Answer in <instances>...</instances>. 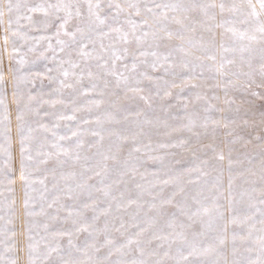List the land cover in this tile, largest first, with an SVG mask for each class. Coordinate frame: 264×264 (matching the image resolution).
Segmentation results:
<instances>
[{
	"label": "snow or ice",
	"instance_id": "1",
	"mask_svg": "<svg viewBox=\"0 0 264 264\" xmlns=\"http://www.w3.org/2000/svg\"><path fill=\"white\" fill-rule=\"evenodd\" d=\"M257 3L0 0V53H7L10 62L20 56V67L10 69V92L20 178L28 186L24 206L29 209L31 202L27 215L43 218L27 227L28 264H264V105L257 119L247 99H264V0ZM29 54L35 56L32 66L38 60L53 66L23 72ZM41 76L55 84L47 99L21 87L34 86L33 77ZM217 90L229 109L236 104L229 94L242 93L235 112L248 105L243 109L248 118H214L213 112L225 111L213 103L221 99ZM8 92L0 73V141L10 149ZM80 97L90 98L80 103ZM121 100L143 101L148 108L159 101L161 111L179 107L182 115H170L177 121L170 124L168 119L140 120L142 113L136 112L135 121L126 124L129 114L121 117ZM81 112L89 116L78 118ZM48 117L51 123L45 122ZM62 121L74 126L65 123L62 129ZM146 125L162 128L169 142L145 144ZM220 128L231 137L227 156L218 143ZM249 146L259 150L258 157ZM8 149L0 143V152L10 159ZM159 149H180L193 164L183 167L177 159L181 168L175 169L165 160L176 153L150 154ZM142 153L160 167L149 172ZM245 161L249 166L236 175L251 187L240 193L249 203L239 215L233 171ZM213 173L210 185L205 179L196 195L189 194L187 185ZM226 213L230 216L221 225ZM228 224L234 226L231 235ZM0 247V264H17L4 255L20 251L15 243L5 247L0 240Z\"/></svg>",
	"mask_w": 264,
	"mask_h": 264
},
{
	"label": "rangeland",
	"instance_id": "2",
	"mask_svg": "<svg viewBox=\"0 0 264 264\" xmlns=\"http://www.w3.org/2000/svg\"><path fill=\"white\" fill-rule=\"evenodd\" d=\"M31 3L39 2V0H29ZM253 3H257V0H253ZM258 7V3H257ZM22 23H26L25 21H22ZM3 35V29L0 28V37ZM3 48L2 40H0V49ZM22 52L26 51V49H22ZM49 56H51V53H48ZM20 56L17 55L15 59H13L11 62L9 61L8 54L7 53H0V73L3 74L5 81L7 82V87L9 89L8 92V100L9 105L12 110V143L10 149H8L7 143L4 141H0V143L4 144V148L8 149L11 153V158L9 159L7 152H0V240L4 241V246L6 247L9 243L14 242L16 247L20 249L18 252L14 253H4L5 258L7 259L9 255L13 256L17 260V264H28V257L26 252L24 251V248L26 246V232L27 227L30 223H42L43 218L36 216V217H30L27 215V212L31 209V202H30V208L26 209L24 206L25 201V189L28 187L24 180L20 178V172H21V157H20V147L18 143V138L16 136V120H15V105L11 103V92H10V84L13 79L14 71H10V69L15 70L19 68L20 66L16 64V59H19ZM27 59L29 60V65L25 66V68L22 70L23 72H43L45 69V64H47L49 67H52L53 65L49 61L45 60H38L35 66L31 65V61L35 59V56L32 54H29ZM257 63H258V57H257ZM52 75H55V73H52ZM207 75V74H206ZM258 78V77H257ZM34 79V86L33 84L28 85H21L22 89L27 92L29 88L32 89L34 94H43L44 98L47 99V93L51 91L53 87H55V84H50L49 80L43 76L41 77H33ZM257 91H260L259 89H256ZM186 89V93H187ZM195 91V90H193ZM218 94L220 95L221 99L219 102L213 101L214 104L218 103V106L221 108H224V112H213L212 116L214 118H220L222 116H227L229 118H248L244 116V108H247L248 105H244L242 107V110L239 114L235 112V108L237 105L240 104L241 99L245 98L243 97L242 93H230L229 98L231 99L233 96H235L236 104L231 106V109L228 108L227 105L224 104V93L221 90H217ZM90 97H80L79 102L84 103L87 99ZM247 99L251 100V107L256 110V117L258 119L259 117V111L261 109V106L264 105V99H261L260 97H247ZM121 107L122 112L120 113L121 117L125 114H129L128 121L125 122L126 124H131L133 121H135V113L141 112V116L139 117L140 120H144L145 118L155 121L157 119L164 120L168 119L170 124H175L177 121H173L170 118V115H182V112L180 111L179 107L173 108L169 110V113H165L164 111L160 110L159 107V101L153 104L152 108H148L143 101L139 100H121ZM61 106H57V108H60ZM45 110L52 111V109L48 108V106H45ZM70 111V110H69ZM95 114H93L94 117ZM89 114L86 112L77 113V117H88ZM45 122L51 123V118H45ZM65 123H72L74 126V122H61V127L63 129V125ZM146 130L150 132V135L145 138L144 143L148 144L149 142L155 147L158 143H167L169 142L170 138L163 135V129L162 128H156L152 127L149 128V126H145ZM227 130L224 128L218 129V136H219V142L220 147L224 148L225 154L227 156V148H226V142L231 139V137L227 136ZM186 135V134H185ZM174 136L178 137L179 134H174ZM239 147V146H237ZM248 151L254 155H257L258 157V149L253 150L252 146H249ZM168 152H175L176 156H167L165 163L171 164V166L175 169H180L181 165H176L175 160L179 159L181 160V164L183 167H190L193 164V160L190 154L183 152L180 149H159L155 152L150 153L153 156L160 155L164 156ZM236 153L233 154L235 158ZM141 159L146 161L144 167L148 169L149 172L156 171L160 165L158 162H154L151 160H148L147 155L141 154ZM254 164H259V159L257 158L254 160ZM249 165L245 161L242 167L240 166H234V180H233V195L235 196V202L234 206L236 209V213L239 215H243L248 211V203H249V197L247 194L241 196L240 193L245 192V190L250 189V185L244 182V179L240 176L236 175L237 172L242 171L243 168H247ZM143 170V169H142ZM217 173H213L211 176L207 178H201L200 184H191L187 185V191L191 195H196L197 192L203 187V181L207 179L209 181V185L211 184L212 180L215 178ZM228 166H227V159L223 162V187L225 190V195H227L226 189L228 185ZM32 187L39 189L40 185L35 184ZM171 189H165V194H167ZM30 195L34 198L38 197V191L32 192L31 189H29ZM256 196L259 195V188L257 185V192L255 194ZM222 204L227 205V200L221 199L220 201ZM36 211H39V205L37 203ZM171 211H174L175 209L170 208ZM230 214L226 213L225 220L220 221L219 223L223 225L227 222ZM233 225L228 224L229 229V235H231V232L233 230ZM239 231V228L236 229ZM12 232H15L16 235L13 237L11 235ZM83 239V237H81ZM66 244V241L64 242ZM239 245V242H238ZM241 253H243V248L240 249ZM0 252H3V247H0ZM227 259L230 261L232 259L231 256V248L229 247L227 250ZM244 256H247V253H243ZM237 258H241L238 256Z\"/></svg>",
	"mask_w": 264,
	"mask_h": 264
}]
</instances>
